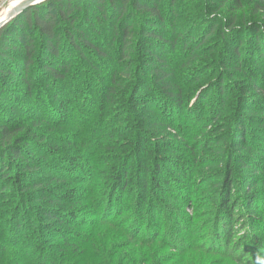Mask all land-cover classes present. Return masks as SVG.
Wrapping results in <instances>:
<instances>
[{"label": "rangeland", "instance_id": "rangeland-1", "mask_svg": "<svg viewBox=\"0 0 264 264\" xmlns=\"http://www.w3.org/2000/svg\"><path fill=\"white\" fill-rule=\"evenodd\" d=\"M23 1L0 0V21ZM224 1L178 0L174 6L168 1L162 3V9L168 23L176 19L173 27L180 42L185 35L199 37L207 20L221 27L233 20L236 32L232 31V38H240L241 59H246L249 52L251 58L256 30L264 33V10L258 7L256 0L238 3L229 0L220 9ZM134 14L138 34L140 23L148 21V15L136 11ZM12 40L5 49L15 53L13 50L23 41ZM99 41L103 42L102 38ZM116 44L109 48L111 55L99 59L97 64L75 53L67 56L71 62L70 73L65 81L58 83L59 90L63 88L65 109L52 102L56 85L41 62L33 64L28 73L33 84L30 88L24 81L25 71L14 70L17 64H25L22 56H9L13 61L10 62L1 59L0 50V120L25 121L27 129L18 134L24 139L21 147L41 160L37 168L26 170L36 176L53 174L58 178L57 181L46 180L41 189L57 186V191L62 187L79 195L75 203L66 202L67 206L59 202L77 214L71 227L79 235L64 243L60 236L42 232L41 226L46 220L40 210L52 205L50 198L36 196L38 198L33 200L29 196L23 199L0 191V264H264V108L247 105L241 110L246 116L245 129L238 126L240 115L231 101L226 108H217L216 115L211 116L215 102L210 100L213 95L210 83L217 81L215 73L231 70L232 57L227 58L226 65L212 62L203 65L198 60L184 66L192 56L186 58L180 46L169 52L168 60L174 71L171 83L189 101L185 104V113L174 111L170 116L168 111L162 118L164 105L168 104V108L171 105L164 96L154 102L150 95L149 103L143 104L146 108L140 107L136 112L128 110L127 87L134 82L125 77L124 70L134 62L130 69L136 72V63L142 54L121 63ZM225 44L229 55L232 54L230 41ZM250 63L264 73V60L258 55ZM236 75L233 78L225 75L227 84L233 86L238 79L250 80L238 72ZM112 82L118 91L112 92L109 100L101 101L103 95L109 93ZM261 82L264 85V81ZM199 85L208 98L201 111L207 124L200 122L189 109L201 98ZM261 89L264 90V86ZM260 95H264V91ZM101 102L105 106L102 114ZM119 111L125 120L116 122ZM157 117L169 126L161 124L158 129L151 128L152 118L155 124L159 123ZM141 122L147 125H143V131L152 145L159 144L166 181L172 184L164 195L149 188V208L144 207L142 215L135 181L146 153H139L129 145L130 141H135L130 128L138 129ZM119 128L126 133L124 136L115 133ZM31 131L36 135L34 140L26 138ZM5 146L0 143V152ZM48 146L57 147L58 152L54 154ZM7 154L5 165L13 161L8 165L9 174L25 170L21 169L26 167L24 158L13 159ZM65 157H78L87 172L67 176L63 170L67 164ZM182 168L187 173H182ZM119 174H127L128 188L122 195L117 192L112 200L109 194ZM160 178L164 179L163 174ZM59 194H64L63 190ZM59 203L53 205L60 206ZM229 209L233 210L232 220L228 218ZM142 216L144 222L149 223L146 229L140 227ZM18 221L22 224L17 229ZM230 224L234 225L232 231L227 229ZM76 236L78 238L74 239ZM37 240L41 241L37 243Z\"/></svg>", "mask_w": 264, "mask_h": 264}, {"label": "trees", "instance_id": "trees-1", "mask_svg": "<svg viewBox=\"0 0 264 264\" xmlns=\"http://www.w3.org/2000/svg\"><path fill=\"white\" fill-rule=\"evenodd\" d=\"M168 1L174 6L178 0L42 1L43 3L27 7L0 28V50L3 52L1 59L13 62L9 56L13 58L14 56H22L25 64H23V66L17 64L14 70L18 71L21 68V70L23 69L25 71L24 81L30 88L33 84L28 78V73L33 64L37 61L41 62L44 66L45 73L50 75L52 81L56 85V93L52 96V102L57 103L60 108L63 107L65 109V100L62 97L63 92H61L63 88L59 90L60 87L58 83L65 81L66 76L70 73L71 62L68 61L69 57L67 56L75 53L80 58L93 60L92 63L97 64V62H100L99 59H106L111 55L109 48L112 47L113 44H116V40H118L116 44V54L120 58L119 60H121V63L130 62L132 56L138 55L139 53L142 54V57H140L141 60L138 61V64L136 63V72L133 73L130 69L131 66L135 64L134 62L129 63L124 70L125 77L130 79V82H134L127 87L128 95L126 96L125 103L128 110L136 112L140 107L146 108L143 104L145 102L149 103L148 96L150 95L154 102L157 98L162 99L166 97V100L171 105H169V108L168 104L164 105L162 110V118H164L168 111L171 113L169 114L170 116H173L174 111L185 113L184 107L189 101L187 97L183 96L182 91L179 90V88H174L173 83H171L174 79V71L173 65H171L168 60L169 52H174L177 47L180 46L186 58L192 56L193 58L184 64V66H188L190 63L198 60H200V63L203 65L210 64V62L213 64L223 63L226 65L227 58L230 59L229 57H232L233 62L231 70L226 69L225 71L227 73H215L213 76H215L214 79L217 81H211L210 83L209 89L213 92L212 99L210 100L215 102L214 106H217H213L211 116L216 115L217 108L222 106L226 108L228 104L230 105L231 101L233 109H236L235 111L240 115L237 118V121L239 120L240 122L238 126H243V129H245L246 121L244 119H246V116L241 114V110L247 105L253 108H264V95H260L264 91L261 89V87L264 86L261 84V81H264V73L250 63V61L256 60L257 55L260 57V60H264V33H260L262 32L260 29L256 30L255 42L252 46L254 49V51H252L253 56L250 58L251 52H249V55L243 60L241 59L243 46L239 44L240 38H232V31L236 30V25L233 20H228L225 27L218 26L216 22L207 20L203 33L199 37L191 38L190 36L193 34L190 32L192 35H185L180 42V37L176 33L175 26L173 27L177 22L176 19L174 18L172 20L173 22L168 23L162 9V3H168ZM239 1L240 0H236L237 3ZM228 2L229 0L222 2L220 9L224 8ZM256 2L258 7L264 10V0H256ZM82 8L84 9L82 10ZM134 11L148 15V21L140 23V31L138 34L135 30V20L133 21L135 15ZM169 33H171L172 36H170ZM14 38L17 42L23 41V43H19L20 47L17 48L16 51L13 50L15 53H12L5 48L6 45H10L9 42L13 41L12 39ZM100 38H102L103 42L99 41ZM220 41L223 43L221 44ZM226 41H230L233 46V53L230 55V50L228 51L226 49ZM250 42L251 40L248 41L249 44ZM250 48L249 46V50ZM219 54H221L222 57H219ZM40 56L43 59H41ZM92 57L93 59H91ZM208 67H205V69ZM194 72L196 73L197 70L195 69ZM233 72L235 73L233 74ZM236 72L240 73V76L249 78L251 81L249 80L246 82L238 79L233 86L227 84L225 75L230 74L231 78H233L237 76ZM74 82L75 80H73L72 83ZM113 83L114 82H112V87L109 88V93L103 95L101 101H103V99L109 100L112 92L118 91L115 89L117 86ZM69 87L71 90L73 89L72 85H69ZM197 89L198 92H200L201 98L189 109L200 122L207 124V118H203L201 111L203 112L205 105L208 103V98L203 94L205 91L203 86L199 85ZM73 90H75V88ZM251 92H255V94L250 95ZM75 99H77V94L75 95ZM186 108H188V106ZM104 110V102H101L99 111L102 114ZM120 112L121 111L117 112V116L115 117L116 122L125 120L122 118ZM141 112H143V110ZM157 118L160 119L159 123L155 124V120L152 118L153 124L151 128L158 129L156 127H160L161 124L163 126H169L161 117ZM14 121L9 119L5 121L0 120V143L6 144L5 148L0 152V185L4 186L0 188V191H2L1 194L11 193L23 199L32 196L30 198H33V200H36L38 197H47L50 198L52 205L60 201L63 203L65 202L66 206V202L75 203L79 196L77 195V191H65L62 187H59L57 191L55 190L57 186H53L51 189H41V186L44 185L46 180L57 181L58 178L53 176V174L43 177L36 176L32 172L27 171L29 167L35 166V168H37L36 165L41 164V160L35 158V155L29 151V149L21 147V143L24 139L19 138L18 134L27 129L26 123L25 121L21 123ZM143 125L146 124L143 123ZM143 125L141 122L138 129L130 128L131 135L135 136V141H130L129 143V145L136 148L139 153H146V159L140 161L141 163L139 164L135 181L138 186L137 192L139 194L137 203L138 206L142 207L139 210L140 214L144 207L149 208V203L147 202L150 187L156 192L164 195L165 189L172 186L170 181H166L165 168L163 167L164 162L159 154L162 150L158 147V143H153L155 145H152L151 139L144 134ZM31 133H27L26 138L34 140L36 135H34L32 131ZM115 133L117 136H124L126 134L124 131L121 132L120 128L116 130ZM254 137L253 135V138ZM48 149L54 152V154L58 152L57 147L48 146ZM7 153H9L13 159L24 158L23 164H25L26 167L21 169H27V172L25 170H20L17 171L15 175L9 174L7 170L8 165L13 161H7L9 164L5 165L4 156H6ZM65 160L67 164L63 167V170L68 174L67 176L77 175V173L81 171L87 172L82 169L84 165L82 164L81 166V163H79L81 160L78 157H68ZM170 163L173 164L172 162ZM13 169H15V167ZM181 170L182 173H187L183 168ZM161 174H163L164 179L160 178ZM126 175L127 174H125V176L124 174L115 175L117 178L112 185L113 188L109 194L110 199L113 200L117 192L122 195L128 188V181L125 178ZM62 190L64 194H59V191ZM228 200L229 198L226 200L227 205ZM52 205L43 206V209L40 210L42 217L46 220L41 226L42 232L53 234L56 237L60 236L62 240H64V243H69V238H72L74 235H79L78 232L72 231L71 227L73 224L72 222H75L77 218V214L71 213L70 209L72 208H65L64 204H60V206ZM122 212H124L123 209ZM232 215L233 210L231 211V209H229L228 218L233 217ZM83 219H81V221H83ZM144 221L145 217L142 216V224L140 227L146 229L149 223ZM21 224L22 223L18 221L15 228L18 229V226ZM233 227L234 225L230 224V226H227V229L232 231ZM35 231L39 233L38 231L40 230L37 229ZM76 238H78V236L74 237V239ZM232 238L233 237H231V239ZM40 241L41 240H37V243ZM177 247H179V245Z\"/></svg>", "mask_w": 264, "mask_h": 264}, {"label": "water", "instance_id": "water-1", "mask_svg": "<svg viewBox=\"0 0 264 264\" xmlns=\"http://www.w3.org/2000/svg\"><path fill=\"white\" fill-rule=\"evenodd\" d=\"M43 0H24L18 7H16L10 14V17L8 19H5L0 22V28L10 21L13 17L24 11L27 7L36 5L37 3L42 2Z\"/></svg>", "mask_w": 264, "mask_h": 264}, {"label": "bare ground", "instance_id": "bare-ground-1", "mask_svg": "<svg viewBox=\"0 0 264 264\" xmlns=\"http://www.w3.org/2000/svg\"><path fill=\"white\" fill-rule=\"evenodd\" d=\"M9 17H10V15H9L8 17L4 18L3 20L8 19ZM3 20H1V21H3ZM1 21H0V22H1Z\"/></svg>", "mask_w": 264, "mask_h": 264}, {"label": "built area", "instance_id": "built-area-1", "mask_svg": "<svg viewBox=\"0 0 264 264\" xmlns=\"http://www.w3.org/2000/svg\"><path fill=\"white\" fill-rule=\"evenodd\" d=\"M43 1H45V0H43Z\"/></svg>", "mask_w": 264, "mask_h": 264}]
</instances>
